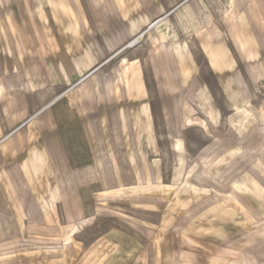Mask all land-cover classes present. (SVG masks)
Wrapping results in <instances>:
<instances>
[{
	"label": "crops",
	"instance_id": "crops-1",
	"mask_svg": "<svg viewBox=\"0 0 264 264\" xmlns=\"http://www.w3.org/2000/svg\"><path fill=\"white\" fill-rule=\"evenodd\" d=\"M206 1L4 0L9 15L0 2V232H42L44 218L39 217L45 214L58 218L54 230L80 227V220L99 214L100 198L113 181L119 188V165L106 144L100 145L96 138L94 142L100 134L90 128L80 83L108 55L134 47L141 39L130 42L140 33L143 37L142 30L151 21L156 20L152 34L158 32V45L161 37L172 35L166 19L170 9L187 23L212 22L208 43L216 41L217 49L223 51L212 69H226L219 65L220 57L236 54L231 51L234 40L248 70V55L253 54L248 16L264 46V0H218V19L211 18ZM218 23L228 25L225 34L217 29ZM173 53V48L166 53L174 65L173 77L177 72L181 77ZM222 62L231 66L234 61L224 57ZM234 79L237 84L242 81ZM177 80L166 78V87ZM22 83H28L30 90L18 86ZM198 85L197 79L192 86ZM255 136L260 143L248 142V159L236 167V176H229L215 192L217 198L200 204L182 223L175 253L176 245L163 241L161 233L150 244L163 255L144 257L137 225L124 212L125 217L114 218L117 225L111 224V231L98 241L95 254L85 264H264V132L258 129ZM174 143L169 150L181 155V142ZM147 162L151 183L156 184L154 165Z\"/></svg>",
	"mask_w": 264,
	"mask_h": 264
},
{
	"label": "rangeland",
	"instance_id": "rangeland-1",
	"mask_svg": "<svg viewBox=\"0 0 264 264\" xmlns=\"http://www.w3.org/2000/svg\"><path fill=\"white\" fill-rule=\"evenodd\" d=\"M93 1L98 4L101 0ZM215 1L207 0L206 9L211 18L218 19L216 5L220 3ZM0 2L5 7L4 0ZM5 12L10 14L7 7ZM166 14L171 37H161L158 45V32L152 34L156 20L151 21L134 47H126L113 57L108 55L80 83V95L88 102L86 105L82 101L90 115V128L100 134L99 138L94 136V142L96 138L100 145L106 144L119 165V188L113 181L100 198L99 214L80 220V227L65 225L60 231L54 230L58 218L45 214L39 217L44 218L42 232H0V264H69V257L73 264H85L87 257L95 254L98 241L102 242L111 231V224L117 225L114 218L125 217L121 214L124 212L130 216L126 219L137 225L144 241V257L162 254L150 244L161 233L163 241L168 239L176 245L175 253L182 223L200 204L216 199L215 192L229 176H236V167L248 159V142L260 143L255 134L258 129L264 132V46L250 17L248 40L253 54L248 55V70L233 40L235 48L231 51L236 54L222 55L219 65L226 69L215 71L213 61L216 59L218 64V53L223 51L217 49L216 41L208 43L207 31L214 27L212 22L187 23L171 9ZM216 27L225 34L228 25L218 23ZM172 48V61L181 68V77L178 72L173 77L174 65L168 61L171 55H166ZM224 57L225 61L228 57L234 61L231 66L222 62ZM175 77L177 83L166 87V78ZM234 77L242 79L239 86ZM197 79L199 85L192 86ZM27 85L18 86L29 91ZM164 106L169 118L164 116ZM173 141L181 142V155L169 150ZM256 148L253 146V151ZM148 160L158 175L156 184L149 178ZM154 194L157 199L152 200ZM256 224L254 229L260 220Z\"/></svg>",
	"mask_w": 264,
	"mask_h": 264
},
{
	"label": "bare ground",
	"instance_id": "bare-ground-1",
	"mask_svg": "<svg viewBox=\"0 0 264 264\" xmlns=\"http://www.w3.org/2000/svg\"><path fill=\"white\" fill-rule=\"evenodd\" d=\"M142 34V33H141ZM143 35V34H142ZM158 37V36H157ZM141 38V35H139L138 36V40ZM137 39L135 38L132 42H130V43H134L135 41H136ZM158 40V39H157ZM170 67V66H169ZM120 73V72H119ZM121 80V79H120ZM28 88H29V90H30V86H28ZM120 139V138H119ZM123 140L124 139H122V142H123ZM121 141V140H120ZM175 144V143H174ZM179 145H181V144H179ZM134 152H135V154H137L138 153V148H135L134 149ZM109 156V155H108ZM109 158H110V156H109ZM111 159V158H110ZM113 168L115 169V166L113 165ZM194 176V175H193ZM140 180H141V182H142V180L144 181L145 180V175H144V177H143V179L142 178H140ZM144 183V182H143Z\"/></svg>",
	"mask_w": 264,
	"mask_h": 264
}]
</instances>
